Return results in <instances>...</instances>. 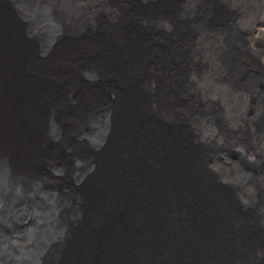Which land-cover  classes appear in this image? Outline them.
I'll list each match as a JSON object with an SVG mask.
<instances>
[{"label":"water","instance_id":"95a60500","mask_svg":"<svg viewBox=\"0 0 264 264\" xmlns=\"http://www.w3.org/2000/svg\"><path fill=\"white\" fill-rule=\"evenodd\" d=\"M56 1L0 0V264H264L257 189L215 163L239 149L195 128L202 50L169 37L178 0H102L121 9L82 25ZM217 9L202 30L219 29ZM257 140V163L243 148L239 162L263 193Z\"/></svg>","mask_w":264,"mask_h":264},{"label":"bare ground","instance_id":"6f19581e","mask_svg":"<svg viewBox=\"0 0 264 264\" xmlns=\"http://www.w3.org/2000/svg\"><path fill=\"white\" fill-rule=\"evenodd\" d=\"M149 1L152 0H147V2ZM56 2L62 9L73 12L80 25L85 24V20L91 19L93 15L103 12V10L105 15L111 16L113 11L118 13V10L121 9L109 1L103 2L99 7L98 4L102 0H57ZM177 4L184 10L180 15L179 12L176 13L180 21L176 26L172 27L169 18L165 22V27L169 30V37L173 38L176 31H179L188 41L186 47L191 43V50L193 48L202 50L198 54L201 65L193 72L191 71L192 83L187 97L190 100L207 102L206 111L209 112L207 116L203 114L201 119L195 121V128L205 134L207 138L228 141V146L231 145L239 149L240 154L237 157H230L229 159L226 151V153H222L221 158L217 159L216 157L215 163L222 166L226 174L241 178L245 184L243 189L248 197L250 196L249 192L252 193L257 189L256 201L260 204L259 209L264 214V190L261 193V187L257 188L256 183L254 186V182H250V174L243 170L242 164L239 162L240 158L243 159V155H245L242 151L243 148L248 149L250 160L256 164L257 155L262 150L258 148L257 151H253L248 148L247 144L253 143L254 145L258 141L257 139L263 140L264 143V123L261 122L260 124L261 118H264V87L260 88L257 84L260 80L264 81V68L255 61H251L249 55L244 54L250 49L254 55L259 56V50L257 47V49L251 47L248 36L246 37V33L242 31L250 28V26L264 24V0H178ZM164 6L170 11L173 8V0H164ZM218 7L219 9H217ZM194 8L197 9L196 14L193 11ZM215 9H217L218 16L211 25L219 29L202 30L203 26H201L200 20L202 18L208 19V14H211L212 10ZM137 11L140 12V10ZM144 12L149 14L147 8ZM167 28H163L165 32ZM233 41H237L240 46L239 49L243 48L244 52L240 50L233 52L231 50V43L234 45ZM218 53H221L223 59L217 57ZM242 59L247 63H242ZM241 67L250 71L243 79L245 80L244 83H241L243 80L237 82L236 78L242 71ZM256 69H258L257 72ZM194 89L201 91V93ZM205 89L207 91L204 93ZM249 92L255 94V98L258 99L255 102L257 110L251 113L252 116L250 115V117L258 118L259 122L256 125L250 123L247 119V113L245 114L249 110L247 109ZM216 113H220L221 117H216ZM207 117H209L208 120ZM259 177H264V175L260 172L258 176H255V180ZM260 193V199H263L261 202L259 201ZM5 209L0 199L1 216L10 213L8 207ZM21 247L26 251V246L22 244ZM28 261L29 259L26 258L22 264H27Z\"/></svg>","mask_w":264,"mask_h":264},{"label":"rangeland","instance_id":"374dc122","mask_svg":"<svg viewBox=\"0 0 264 264\" xmlns=\"http://www.w3.org/2000/svg\"><path fill=\"white\" fill-rule=\"evenodd\" d=\"M248 29H243L242 31L246 33V37L248 36L247 38L249 39V44L251 45V47H253V49L258 48L259 56L261 58V63H262V65H264V24L254 25L253 27L250 26V28H248ZM247 73L249 74L248 69H247ZM257 83L259 84V81ZM263 87H264V85L262 86V88ZM263 120H264V118H261L260 124H261V122L263 123ZM226 154H228V157L230 156V154L228 152ZM229 159H230V157H229ZM227 161H229V160H227ZM260 196H261V193L259 194V201L261 202V201H263V199H260Z\"/></svg>","mask_w":264,"mask_h":264}]
</instances>
